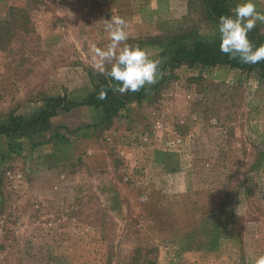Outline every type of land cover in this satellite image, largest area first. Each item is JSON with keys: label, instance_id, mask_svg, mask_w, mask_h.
<instances>
[{"label": "rangeland", "instance_id": "1", "mask_svg": "<svg viewBox=\"0 0 264 264\" xmlns=\"http://www.w3.org/2000/svg\"><path fill=\"white\" fill-rule=\"evenodd\" d=\"M251 2L264 13V0ZM9 8L24 13L3 25L0 124L36 116L47 97L81 101L102 75L91 46L107 47L113 15L163 75L107 127L75 106L28 138H0V264H253L264 255V77L168 65L175 43L220 37L201 0H0V20ZM254 29L264 37V24Z\"/></svg>", "mask_w": 264, "mask_h": 264}, {"label": "trees", "instance_id": "2", "mask_svg": "<svg viewBox=\"0 0 264 264\" xmlns=\"http://www.w3.org/2000/svg\"><path fill=\"white\" fill-rule=\"evenodd\" d=\"M208 16L218 25L221 15H231L230 0H201ZM5 21L0 20V50L9 41L11 31L5 29L9 27L10 21L21 18L23 10L17 8H9ZM20 17H18V16ZM8 18V19H7ZM7 19V20H6ZM5 25V26H3ZM248 39L254 46L264 44V37L257 34L256 29L248 33ZM220 37L208 41L197 39L184 40L174 44L172 56L168 65L177 67L182 64L187 66L214 67L226 66L233 69H239L248 72H255L259 77H264V61L254 65H247L238 62V60H230L219 50ZM96 83L92 89L77 103L66 101L64 97H47L44 100V107L38 111L36 116L23 120L19 116L8 115L7 121L0 124V138L14 140L17 138H28L38 129L48 124L50 118L60 113L67 112L75 106H86L94 109L98 115L99 126L107 127L113 118L118 116L126 105L128 100L139 102L143 100L153 87L142 88L140 92H128L125 95L115 93L109 88V84H115L110 78L104 75H95ZM107 91V99L99 100L98 94L101 89ZM142 264H152L150 261H144Z\"/></svg>", "mask_w": 264, "mask_h": 264}, {"label": "clouds", "instance_id": "3", "mask_svg": "<svg viewBox=\"0 0 264 264\" xmlns=\"http://www.w3.org/2000/svg\"><path fill=\"white\" fill-rule=\"evenodd\" d=\"M230 11L231 15H221L218 21L220 52L242 64L254 65L264 61V44L257 47L248 39V33L257 22L264 24V13L258 12L251 0L238 3ZM127 28L128 22L124 18L113 15L110 20H104V30L110 41L107 47L91 46L100 74L115 81V84H109V88L121 95L140 92L146 85L154 86L163 75L161 61L152 59L149 50L126 43ZM104 64H110V69H105ZM98 99H107V91L103 88ZM211 122H215L214 118ZM253 264H264V255L256 257Z\"/></svg>", "mask_w": 264, "mask_h": 264}, {"label": "built area", "instance_id": "4", "mask_svg": "<svg viewBox=\"0 0 264 264\" xmlns=\"http://www.w3.org/2000/svg\"><path fill=\"white\" fill-rule=\"evenodd\" d=\"M7 175H9V174L7 173Z\"/></svg>", "mask_w": 264, "mask_h": 264}]
</instances>
